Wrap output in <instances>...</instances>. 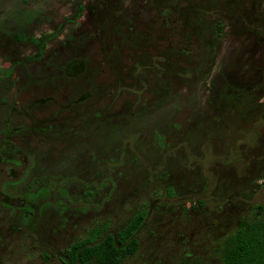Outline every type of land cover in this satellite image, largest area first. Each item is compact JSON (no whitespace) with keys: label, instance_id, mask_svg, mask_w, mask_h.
I'll list each match as a JSON object with an SVG mask.
<instances>
[{"label":"rangeland","instance_id":"374dc122","mask_svg":"<svg viewBox=\"0 0 264 264\" xmlns=\"http://www.w3.org/2000/svg\"><path fill=\"white\" fill-rule=\"evenodd\" d=\"M226 1L0 0V60L19 62L17 79L25 77L16 85L0 69V82L13 84L12 94L45 98L34 110L48 120L70 119L86 106L67 94H104L93 104L108 115L99 134L76 149L68 135L44 140L41 171L51 191L33 218L19 209L0 214L13 227L0 246L3 264H63L58 255L71 242L105 225L104 235L117 233L141 209L139 250L121 264H223L225 239L264 204V0ZM226 11L239 27H224L215 68L176 75L167 61L194 69L202 54L213 61L214 38L201 34ZM156 55L159 71L143 69L131 81L134 57ZM74 56L87 59V79L56 66Z\"/></svg>","mask_w":264,"mask_h":264},{"label":"flooded vegetation","instance_id":"af4514ba","mask_svg":"<svg viewBox=\"0 0 264 264\" xmlns=\"http://www.w3.org/2000/svg\"><path fill=\"white\" fill-rule=\"evenodd\" d=\"M239 1L240 0H227L224 3L229 7L231 6V4H234L238 7ZM198 6H200V3ZM201 7L204 8L202 4ZM193 10L195 11V16L202 15L207 12V10L205 9L203 11L196 9ZM227 13L228 12L226 11V16H224V14L217 15L214 20V23L216 22L217 24L215 25L211 21L210 25H208L209 32L201 34L204 36L205 34H208L209 37L214 38V44L210 43L212 46V53L214 55L213 61L210 62L209 65L206 64L203 60L204 55L202 54V60L199 61L196 69L189 67L184 68L181 67V65L176 66L174 65L175 63H173V61H167V63L171 65V68L176 72V75H179V71H181V73H187L188 70H193L194 73L192 71L191 74L194 75L195 72L199 70L197 74L201 76V73L207 74L210 69L215 68V66L217 65V50L215 51V47L218 49L219 41L222 36L225 35L224 27H230V29L239 27L235 25L237 23H234V21L227 17ZM186 15L189 19L191 18L188 13H186ZM201 35L198 36L199 39L201 38ZM103 45L104 47L102 46L101 52H104V56L102 57V61H108L107 64H109L110 51L106 47L104 41ZM116 48L119 49L118 46H116ZM178 54L181 55V53L179 52ZM44 56L45 53L42 57L37 59L35 63H39L40 61H42ZM149 58L150 60L145 62L139 56L134 57V61L130 65V71L128 73V76L132 78L131 81L137 82V80L139 79L140 71L142 73L147 69L157 70V64L155 65V63L151 62V60H155V58H158V56L156 55V57L154 58L153 56H151ZM9 59L10 61L5 58V60L10 63V66L8 67H4L3 62L5 60H0V69L10 70V74L13 80H15L14 84L18 85L25 79L24 76L17 79L16 71L21 64L19 62L16 63L15 60L11 58ZM122 61L121 65L125 68ZM187 62L191 65L193 64V62L190 61L189 57L186 58V63ZM59 63L60 64H57L56 66L62 70L63 74L76 78L81 77L79 81L88 78L86 72L89 70V68L88 61L85 57L74 56L66 59L63 64L62 62ZM147 65H150L151 67H147ZM26 66H28V64ZM152 66L156 67L152 68ZM204 81L208 85L209 81L207 82L206 75L204 76ZM13 86V84L0 82V214H11L13 209H19L23 211L22 217L33 218L37 214H39L40 210L44 208L46 203V195L51 191V182L50 180L46 179V174L42 173L41 171V166L44 165L46 155L45 152L42 151L41 153L40 150H44L45 146L48 144L44 140L48 138L53 139L56 142L62 141V137L66 138V135H68L75 141L76 146H72L70 148L76 149L78 147V144L83 145V141L85 140L86 135H91L92 137L94 135L97 136L99 134V131L102 129L103 123L108 115L104 114L106 106L102 105L101 110L98 108L95 109V105L93 103L103 101L105 95L91 92L86 94H78V97L73 98L76 95L67 94L66 100H70L72 98L71 101L86 103V106L83 107L82 111L78 112V114L71 117L70 119L51 115L50 118L52 116L53 117L48 120L47 117H40L39 115H37L34 110L35 105L45 101V98L40 97L32 100L29 99V96H27L26 94H12L11 89ZM48 98H51L52 101H58L55 96H48ZM212 100L214 102H217L214 99ZM254 105L252 107H254ZM68 120H70V123L75 121L77 125L69 127V125L62 124V122H66ZM51 121H57L61 123H56L57 125H54V127L46 125L47 122ZM96 146H98V143L96 144ZM48 149H52V147H48ZM90 195H92V192ZM51 199H53V196H51ZM35 204L38 205L36 206ZM3 218L5 219L4 222H7V220H9L7 219V216L0 217V246L5 245L7 237L11 236L13 233V227H10L8 229L3 226ZM101 229L103 230L101 234L102 237L110 234L108 233L107 235H104V232L108 230L107 225H105ZM92 231L93 229L90 231V233ZM88 236L85 238H88ZM101 236H99L97 240H100ZM85 238L76 239L67 247H65L63 253L58 255L59 260L63 264H85L81 260L74 263L70 262L72 256L70 255L71 247L75 242L83 240ZM90 244H93V242H91ZM5 254V251L3 252V255L0 254V264L4 263L3 256H5ZM52 257L53 255L51 253H45L43 255V258L45 259H50Z\"/></svg>","mask_w":264,"mask_h":264},{"label":"trees","instance_id":"16d2710c","mask_svg":"<svg viewBox=\"0 0 264 264\" xmlns=\"http://www.w3.org/2000/svg\"><path fill=\"white\" fill-rule=\"evenodd\" d=\"M159 67L162 68L161 70L168 71L165 67ZM262 108L264 110V103ZM242 114L244 113L237 118H244ZM252 138L257 140L256 145L252 146H257L260 138L258 139L255 135H252ZM245 141L246 138L242 142ZM261 215H264V204H257L254 208L253 220H243L239 227L225 239L222 252L223 264H264V218L260 219ZM146 216L145 210L141 209L121 230L104 237L101 236L102 229H93L88 238L73 244L70 262L81 260L85 264H121L127 257L138 252L140 242L136 234L144 224ZM99 236L101 239L97 240ZM91 242L93 244H90Z\"/></svg>","mask_w":264,"mask_h":264}]
</instances>
